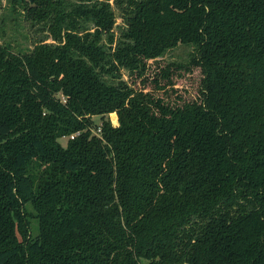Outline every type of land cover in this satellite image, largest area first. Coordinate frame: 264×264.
Listing matches in <instances>:
<instances>
[{"label":"trees","instance_id":"obj_1","mask_svg":"<svg viewBox=\"0 0 264 264\" xmlns=\"http://www.w3.org/2000/svg\"><path fill=\"white\" fill-rule=\"evenodd\" d=\"M10 3L55 43L0 44V264H264V0Z\"/></svg>","mask_w":264,"mask_h":264},{"label":"rangeland","instance_id":"obj_2","mask_svg":"<svg viewBox=\"0 0 264 264\" xmlns=\"http://www.w3.org/2000/svg\"><path fill=\"white\" fill-rule=\"evenodd\" d=\"M72 1L75 0H71V2ZM119 22L120 19H117V24H119ZM114 30L115 33H117L118 26H116ZM39 41L55 43V40L48 29V24L43 22L27 21L23 17L22 8L20 6H12L10 0H0V44L9 45L15 52H24L30 50L33 47V44ZM103 42L107 43L106 40H103ZM193 49L194 48L192 46L179 45L176 48L164 53L163 56L158 58L156 61H150V66L152 65V67L149 68L151 70L148 72L149 77H153L154 73L159 71L157 70V67H160L163 64L169 62H187L190 54L193 52ZM159 62L160 65L158 64ZM121 74V79L130 84L133 89L151 91L153 96L159 98L163 97L170 103L180 104L181 101L184 100L190 101V94H192V96L194 95L192 88L195 86L193 85L192 87L193 82L189 80V77L187 76L188 73L183 74L184 77L175 76L173 78V86H169L165 89L167 90V95L162 93L163 90L157 89L152 81L147 82L146 85L143 86L139 80H136V82L133 83L128 76L127 71L121 70ZM104 76L107 77V75ZM170 87H175V90ZM186 91L188 92L184 93ZM183 96L187 97V99ZM93 117V119L98 122V117ZM108 117L113 126L119 125L116 112L110 113Z\"/></svg>","mask_w":264,"mask_h":264},{"label":"built area","instance_id":"obj_3","mask_svg":"<svg viewBox=\"0 0 264 264\" xmlns=\"http://www.w3.org/2000/svg\"><path fill=\"white\" fill-rule=\"evenodd\" d=\"M99 131H100V129L98 128V130L96 131L97 134L99 133ZM74 135H76V134H72V135L70 136V139H73V138H74Z\"/></svg>","mask_w":264,"mask_h":264}]
</instances>
